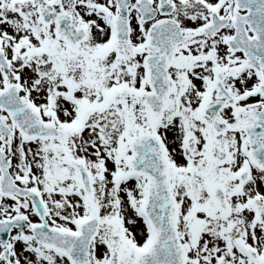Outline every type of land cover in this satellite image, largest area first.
I'll list each match as a JSON object with an SVG mask.
<instances>
[{"label":"snow or ice","instance_id":"snow-or-ice-1","mask_svg":"<svg viewBox=\"0 0 264 264\" xmlns=\"http://www.w3.org/2000/svg\"><path fill=\"white\" fill-rule=\"evenodd\" d=\"M0 264H264V0H0Z\"/></svg>","mask_w":264,"mask_h":264}]
</instances>
